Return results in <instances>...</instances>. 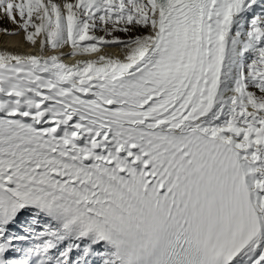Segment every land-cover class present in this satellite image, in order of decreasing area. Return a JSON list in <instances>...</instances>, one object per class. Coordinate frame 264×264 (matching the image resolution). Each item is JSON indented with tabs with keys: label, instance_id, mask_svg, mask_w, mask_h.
Masks as SVG:
<instances>
[{
	"label": "snow or ice",
	"instance_id": "6c2138e0",
	"mask_svg": "<svg viewBox=\"0 0 264 264\" xmlns=\"http://www.w3.org/2000/svg\"><path fill=\"white\" fill-rule=\"evenodd\" d=\"M0 33L35 49L0 50V264H264V0H0Z\"/></svg>",
	"mask_w": 264,
	"mask_h": 264
},
{
	"label": "bare ground",
	"instance_id": "6f19581e",
	"mask_svg": "<svg viewBox=\"0 0 264 264\" xmlns=\"http://www.w3.org/2000/svg\"><path fill=\"white\" fill-rule=\"evenodd\" d=\"M6 36V35H5ZM7 37V42H3V43H1L0 42V50H2V49H8V50H11V51H16V52H20L21 53V51H20V46H18V44L16 43V41H18L19 40V36H6ZM22 38V37H21ZM1 39H3V33H0V40ZM4 39H5V37H4ZM15 48H18V49H15ZM13 49H15V50H13ZM24 49H26V48H24ZM67 51V50H66ZM26 52L28 53V52H35V49H29V48H27L26 49Z\"/></svg>",
	"mask_w": 264,
	"mask_h": 264
},
{
	"label": "rangeland",
	"instance_id": "374dc122",
	"mask_svg": "<svg viewBox=\"0 0 264 264\" xmlns=\"http://www.w3.org/2000/svg\"><path fill=\"white\" fill-rule=\"evenodd\" d=\"M7 27H9V28H11V25H6ZM6 36H10V35H6ZM5 36V34H3V39H1L0 40V42L1 43H5V42H7L6 40H7V37ZM19 36V40L18 41H16V43L18 44V46H20L21 48H29V49H32L31 47H29L25 42H24V40H23V34L21 33L20 35H18ZM4 37H5V39H4ZM22 37V38H21ZM8 43V42H7ZM24 46V47H23Z\"/></svg>",
	"mask_w": 264,
	"mask_h": 264
}]
</instances>
